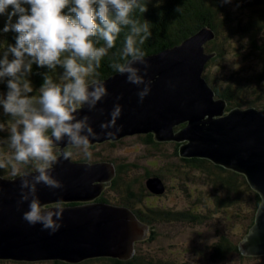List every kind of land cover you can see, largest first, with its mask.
<instances>
[{
  "label": "water",
  "instance_id": "1",
  "mask_svg": "<svg viewBox=\"0 0 264 264\" xmlns=\"http://www.w3.org/2000/svg\"><path fill=\"white\" fill-rule=\"evenodd\" d=\"M216 35L205 26L173 47L129 58L119 72L84 84L79 105L53 108L56 124H67L47 139L60 154L39 170L0 176V259L130 256L148 225L127 205L96 200L117 175L115 163L74 161L66 147L147 133L181 142L183 157L209 158L246 175L262 202L239 243L244 254L264 256V108L228 109L216 96L205 76L216 55L205 46ZM146 184L153 193L166 190L158 175Z\"/></svg>",
  "mask_w": 264,
  "mask_h": 264
},
{
  "label": "trees",
  "instance_id": "2",
  "mask_svg": "<svg viewBox=\"0 0 264 264\" xmlns=\"http://www.w3.org/2000/svg\"><path fill=\"white\" fill-rule=\"evenodd\" d=\"M244 7L251 12L250 16L238 17L239 12L232 9V0H0V91L6 93L3 101H0V129L9 124H21L35 115L48 119L54 116L46 111L51 107L42 106L39 96L35 98V93L33 97L32 92L23 89L25 84L48 88L52 90L54 99L65 100L70 107L77 106L84 84L106 79L119 72L129 58L173 47L205 26L212 27L217 34L205 46L207 52H216L208 67L224 58L226 50L236 38L241 41L239 54L250 61L246 68L231 72L227 77L224 74L214 75L206 68L205 76L216 96L227 100L228 109L232 106L263 108L264 0L251 1ZM256 64L261 65L260 69ZM23 125L29 127L30 123ZM185 125V122L180 123L175 129L179 130ZM59 129L44 128L41 141L46 144L48 136ZM139 136L149 144L158 146L162 143L156 141L153 133ZM172 142L175 146L171 157L177 162L171 165L177 172L189 176L192 169L206 170L210 182L213 180L228 187L236 196H240L241 189L251 191L258 210L262 196L251 186L245 174L209 158L183 157L180 154L182 143ZM69 148L66 147V151L70 154ZM58 154L59 147L40 156V161ZM32 156V153H21V158L27 161H31ZM178 162L185 163V168L189 167V170L184 172L178 169ZM2 166L3 163L0 164V175L9 174L10 171ZM116 166L113 187L122 191L121 204L133 208L138 218L149 225L148 240L155 238L159 222H188L197 217L190 211L134 208V203H141L145 196L155 193L148 188L146 181L138 187L135 185L138 179L135 183L125 181L123 174L127 173V166ZM164 173L147 170L145 178L152 175L162 178ZM218 194H214L216 203ZM96 200L109 202L103 194ZM229 202L234 203L235 200L220 199L219 204L228 205ZM58 203L72 205L81 202ZM231 238L223 234L213 245V261H221L229 253L251 256L244 254L240 243ZM149 256L148 251L136 253L134 249L128 257L100 255L81 261H51L52 264H169L161 259L146 260Z\"/></svg>",
  "mask_w": 264,
  "mask_h": 264
},
{
  "label": "rangeland",
  "instance_id": "3",
  "mask_svg": "<svg viewBox=\"0 0 264 264\" xmlns=\"http://www.w3.org/2000/svg\"><path fill=\"white\" fill-rule=\"evenodd\" d=\"M240 1L243 7L240 6ZM251 1L254 0H232V9L239 12L238 17L239 15L250 16L251 12L244 6ZM232 43L233 45L226 50L224 58L208 67L214 75L224 74L227 77L231 75V72L242 70L249 65L250 61L239 54L238 48L241 41L236 38ZM256 65L260 69L261 65ZM254 71L257 70L254 68ZM23 89L32 92L33 97L35 93V98L39 96L42 106L51 107L46 111L52 112L53 115V108L60 109L67 106V101L54 99L52 90L48 88L25 84ZM5 95V92L0 91V101H3ZM37 116H32L31 120L26 119L28 121L21 124H9L0 129V164L3 163L2 168L10 171L9 174H5L6 177H15L26 171L39 170L41 166H46L48 161L56 156L52 155L50 159L40 161V156L55 150L54 146L41 141L42 131L47 127L65 128L67 124H56L55 116L49 119ZM24 123H30L29 127H24ZM92 146L69 145L67 148L70 147V156L74 161H113L115 165H126L128 171L123 174V179L133 183L138 179L135 184L137 187L147 181L145 178L147 170H151L152 173L165 172L162 179L166 190L145 196L143 202L134 203V208L190 211L197 215L195 219H190L191 221L188 222H159L156 225V236L153 240H148L149 233L136 238L135 242H139L133 249L136 253L148 251L150 256L146 257V260L152 258L154 261H159L161 259L169 264H264V256L241 257L237 253H229L225 259L218 262L213 261L211 256L213 245L223 234L232 237L231 239L235 242L244 241L249 225H252L255 220L252 211L257 210L254 194L251 191L241 189L240 196H236L228 187L221 186L213 180L210 182V175L206 170L192 169L189 176L177 172V169L171 165L172 162H177L171 157L175 146L172 141L162 142L157 146L144 142L142 138H134L117 140L112 143L111 141L97 142L94 147ZM22 152L32 153V160L36 163L21 158ZM184 168L185 163H181L178 169H183L184 172L189 170V167ZM217 192L219 198L216 203L214 194ZM102 194L109 199L107 203L121 205L123 202L122 191L120 188L113 187V184L107 185ZM220 199H234L235 202H229L228 205L219 204ZM54 205L64 206L61 203ZM131 209L136 213L133 208ZM142 233L141 229L139 234ZM137 236L139 235L136 234L134 237ZM52 259L62 258L50 256L31 262L8 258L0 259V264H52Z\"/></svg>",
  "mask_w": 264,
  "mask_h": 264
},
{
  "label": "bare ground",
  "instance_id": "4",
  "mask_svg": "<svg viewBox=\"0 0 264 264\" xmlns=\"http://www.w3.org/2000/svg\"><path fill=\"white\" fill-rule=\"evenodd\" d=\"M93 1V0H92ZM100 18V17H99ZM106 20V19H105ZM102 21V20H101ZM20 31V30H19ZM25 34V33H24ZM28 41V40H27ZM32 42V41H31ZM120 44V43H119ZM139 46V45H138ZM158 51V50H157ZM143 52V51H142ZM125 54V53H124ZM127 54V53H126ZM145 55V54H144ZM214 78V77H213ZM178 125V124H177ZM172 141H175V142H179V141H176V140H172ZM181 143V142H179ZM253 212V211H252ZM255 221V220H254Z\"/></svg>",
  "mask_w": 264,
  "mask_h": 264
}]
</instances>
